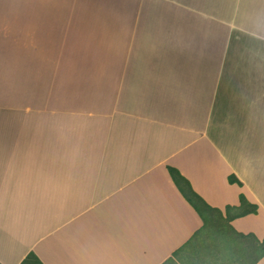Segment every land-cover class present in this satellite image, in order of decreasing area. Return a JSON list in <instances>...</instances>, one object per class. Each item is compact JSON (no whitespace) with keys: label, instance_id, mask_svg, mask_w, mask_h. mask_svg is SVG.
Wrapping results in <instances>:
<instances>
[{"label":"crops","instance_id":"obj_1","mask_svg":"<svg viewBox=\"0 0 264 264\" xmlns=\"http://www.w3.org/2000/svg\"><path fill=\"white\" fill-rule=\"evenodd\" d=\"M169 165L223 216L257 205L219 226L253 261L264 0H0V264H185L204 221Z\"/></svg>","mask_w":264,"mask_h":264},{"label":"trees","instance_id":"obj_2","mask_svg":"<svg viewBox=\"0 0 264 264\" xmlns=\"http://www.w3.org/2000/svg\"><path fill=\"white\" fill-rule=\"evenodd\" d=\"M168 171L176 183V185L179 187L183 195L187 198V200L193 205V207L198 211V213L201 215L204 224L202 229H205L209 226H215L216 228L219 229L220 221L221 219H224L225 221L230 220V218L234 215L237 214H244L247 212H255L257 210V205L250 203L246 197L244 196L243 193H240V211L230 214V209H232V206L228 205L226 209V216H223L222 211L218 208L211 207L209 204L205 202V200L197 194L193 188L191 187L189 181L187 178H185L180 171L173 167V166H168ZM230 182H237L238 184H241V181L234 175L230 174L228 177ZM201 229V230H202ZM200 232V231H199ZM199 232L197 231L187 243H185L181 248L191 244V240L194 237H197L199 235ZM240 236L245 237L244 234L238 233ZM259 247V253L257 257L251 261L249 264H254L259 257H261L264 254V239L262 242L258 243ZM242 249V247H239ZM244 249V248H243ZM246 250V248H245ZM178 253V249L173 252V256ZM243 256L245 257V254L243 253ZM21 264H43L38 257L35 255L34 252L28 253L26 258L23 260ZM161 264H179L176 259H174L172 256L163 261Z\"/></svg>","mask_w":264,"mask_h":264},{"label":"rangeland","instance_id":"obj_3","mask_svg":"<svg viewBox=\"0 0 264 264\" xmlns=\"http://www.w3.org/2000/svg\"><path fill=\"white\" fill-rule=\"evenodd\" d=\"M226 239L220 229L209 226L195 237L191 247L185 248L180 261L185 264H240L237 252L229 250Z\"/></svg>","mask_w":264,"mask_h":264}]
</instances>
